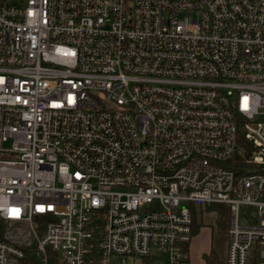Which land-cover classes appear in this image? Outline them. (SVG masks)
Wrapping results in <instances>:
<instances>
[{"label": "built area", "instance_id": "1", "mask_svg": "<svg viewBox=\"0 0 264 264\" xmlns=\"http://www.w3.org/2000/svg\"><path fill=\"white\" fill-rule=\"evenodd\" d=\"M196 204L264 264V0H0V264H189Z\"/></svg>", "mask_w": 264, "mask_h": 264}, {"label": "rangeland", "instance_id": "2", "mask_svg": "<svg viewBox=\"0 0 264 264\" xmlns=\"http://www.w3.org/2000/svg\"><path fill=\"white\" fill-rule=\"evenodd\" d=\"M10 147V144L7 145V148ZM196 211L198 214V218H200L201 212L203 211V227L201 230V234L197 236V238H193V251L192 258L190 264H203L201 261V256L204 252L208 251L211 248L213 251L218 253V255L226 259L227 261V252H228V240L227 235L223 234L220 231L218 225H216V214L214 213H206L205 206L196 204ZM201 220V219H200ZM13 225V224H9ZM15 226V225H14ZM198 235V234H197ZM196 237V236H195ZM138 264H143L142 261L138 260ZM150 264H164L163 259H155L150 262ZM252 264L257 263V257H253Z\"/></svg>", "mask_w": 264, "mask_h": 264}, {"label": "trees", "instance_id": "3", "mask_svg": "<svg viewBox=\"0 0 264 264\" xmlns=\"http://www.w3.org/2000/svg\"><path fill=\"white\" fill-rule=\"evenodd\" d=\"M205 206V212L211 213V212H217V224L222 231L223 234L227 235L228 229H229V219L230 214L226 207L221 205H204ZM193 226H192V235L196 236L199 232V228L203 226V211L201 212L202 215H200V218H198V214L196 211V206H193ZM201 219V220H200ZM27 254H29V250L26 251ZM50 261L49 264H60L59 260L57 259V256L53 253L49 252ZM205 262L206 264H227L226 259L221 258L218 253L215 251H211V253L207 256H205ZM29 264H35V262L31 259L28 261Z\"/></svg>", "mask_w": 264, "mask_h": 264}, {"label": "crops", "instance_id": "4", "mask_svg": "<svg viewBox=\"0 0 264 264\" xmlns=\"http://www.w3.org/2000/svg\"><path fill=\"white\" fill-rule=\"evenodd\" d=\"M212 213L216 214V216H217V212H212ZM207 214H208V213H207ZM203 224H204V223H203ZM216 225H218V224H217V217H216ZM202 227H203V226H201V227L199 228V232L197 233L198 235H196V237L193 236L194 239L197 238V236H199V235L201 234ZM192 242H193V239H192ZM192 242H191L190 247H189V257H190V258H189V264H190V262H191L192 251H193V245H192ZM211 251H212V245H211V248H209L208 251H206V252H204V253L202 254V256H201V261H202L203 264H206V262H205V256L209 255V254L211 253Z\"/></svg>", "mask_w": 264, "mask_h": 264}]
</instances>
